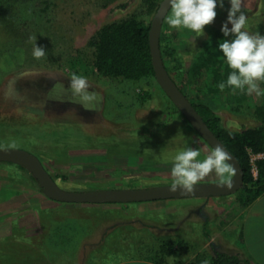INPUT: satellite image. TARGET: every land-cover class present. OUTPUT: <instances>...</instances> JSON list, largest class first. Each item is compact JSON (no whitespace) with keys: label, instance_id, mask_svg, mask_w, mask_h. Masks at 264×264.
<instances>
[{"label":"rangeland","instance_id":"rangeland-1","mask_svg":"<svg viewBox=\"0 0 264 264\" xmlns=\"http://www.w3.org/2000/svg\"><path fill=\"white\" fill-rule=\"evenodd\" d=\"M149 1L157 12L163 0ZM145 4L0 0V148L37 156L65 193L222 182L235 175L155 76L125 80L94 67L99 30L138 13L152 22L156 12L149 16ZM160 38L166 67L188 99L209 105L229 131L256 123L255 107L264 104V0H177ZM39 182L31 169L0 156L1 242L29 241L48 225L52 254L91 241L93 232L99 243L118 246L103 248L110 252L103 263L152 257L195 264L194 251L212 231L195 221L192 232L188 224L173 229L189 217L193 198L74 204L49 198ZM252 195L242 186L230 204L245 205ZM241 231L225 237L238 249L248 242ZM246 253L251 264H264V227Z\"/></svg>","mask_w":264,"mask_h":264},{"label":"crops","instance_id":"crops-1","mask_svg":"<svg viewBox=\"0 0 264 264\" xmlns=\"http://www.w3.org/2000/svg\"><path fill=\"white\" fill-rule=\"evenodd\" d=\"M224 197L226 200H222ZM231 195L228 196H199V197H189L195 199L197 202L190 204L189 206V217L178 219L177 222L173 224V229L184 227L188 224L189 232H192V223L198 222L200 224H206V226L211 228L209 234L202 236L203 246L194 251V259L200 258L203 252L209 251L210 254L205 255L204 259L197 260L200 264H208L210 260L215 256L217 252H224L231 255H235L240 259H246V252H252V245L257 230L264 227V193L255 198L253 201L247 205L241 204L240 206H235L230 204L233 200ZM235 201V200H234ZM144 203V202H139ZM120 204V203H115ZM92 205H105V204H92ZM112 205V204H106ZM236 207L234 210H230L231 207ZM204 226V225H203ZM48 225L43 229H39L33 235H29V241H18L7 243L5 241H0V264H168L161 259L152 257H138V258H128L120 259L110 263H103L100 258L108 255L110 252L103 250L106 246L109 250H117V245L114 243L106 244V240L99 243V239H96V234L92 232L91 241L84 242L81 240L75 249L62 252H58V248L53 250L49 247L46 242V235L48 234ZM240 228L241 233L247 239L246 248L245 246L238 249L234 245L230 244L226 240V235L233 232L235 229ZM97 231V230H96ZM200 234V233H199ZM199 238L201 235H198ZM88 237V235H87ZM125 241V240H124ZM193 239L188 236V249H191ZM21 246L19 247V245ZM117 246V247H116ZM26 247V248H23ZM256 248V247H255ZM91 252H94L93 257L87 258ZM92 254V253H91ZM208 256L207 260L206 257ZM252 260V259H251ZM196 262V263H197ZM250 264L251 262L248 261ZM195 263V264H196Z\"/></svg>","mask_w":264,"mask_h":264},{"label":"trees","instance_id":"trees-1","mask_svg":"<svg viewBox=\"0 0 264 264\" xmlns=\"http://www.w3.org/2000/svg\"><path fill=\"white\" fill-rule=\"evenodd\" d=\"M153 7V3L146 0L144 12L151 16L154 11L156 12ZM140 15L138 13L119 21L111 22L99 30L98 39L94 45L93 61L97 71L106 76L125 80H139L144 77L154 76L149 43L151 20L146 22L141 19ZM159 40L161 49V38ZM163 55L161 51L166 67ZM166 69L176 82L172 72L167 67ZM176 84L183 92L182 87L177 82ZM190 102L214 135L239 163L243 171V190L253 193L252 197L246 200L245 205H247L264 193V161L258 162L259 176L257 180H254L250 173L249 162V150L254 153L264 150V104L255 107L253 118L256 123L254 125L243 127L238 131H229L220 124L219 118L214 115L209 105L201 102L195 103L191 100ZM33 177L35 178L36 176L33 175ZM196 264H200V262ZM208 264H249V262L235 255L217 252Z\"/></svg>","mask_w":264,"mask_h":264},{"label":"water","instance_id":"water-1","mask_svg":"<svg viewBox=\"0 0 264 264\" xmlns=\"http://www.w3.org/2000/svg\"><path fill=\"white\" fill-rule=\"evenodd\" d=\"M177 0H163L155 13L149 31V43L154 76L174 106L188 120L199 135L235 170L233 178L222 182L181 183L147 188L104 189L79 194L65 193L45 170L40 159L18 148H0V156H15L36 166L37 177L46 195L56 201L74 204L139 203L199 196H228L243 186V171L225 145L214 135L187 96L170 76L160 49V28L170 7Z\"/></svg>","mask_w":264,"mask_h":264},{"label":"built area","instance_id":"built-area-1","mask_svg":"<svg viewBox=\"0 0 264 264\" xmlns=\"http://www.w3.org/2000/svg\"><path fill=\"white\" fill-rule=\"evenodd\" d=\"M259 161H264V150L258 153L249 150L250 172L254 180L258 179L259 176Z\"/></svg>","mask_w":264,"mask_h":264},{"label":"bare ground","instance_id":"bare-ground-1","mask_svg":"<svg viewBox=\"0 0 264 264\" xmlns=\"http://www.w3.org/2000/svg\"><path fill=\"white\" fill-rule=\"evenodd\" d=\"M11 158H13L17 162L21 163L22 165H25L26 167H28L29 169H31L35 174H38L37 173L36 166H34L33 164L29 163L28 161H26L24 159H21L19 157H15V156H11Z\"/></svg>","mask_w":264,"mask_h":264}]
</instances>
